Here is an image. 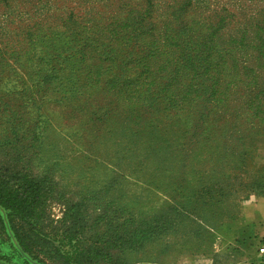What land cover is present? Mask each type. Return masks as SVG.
<instances>
[{
	"label": "rangeland",
	"instance_id": "1",
	"mask_svg": "<svg viewBox=\"0 0 264 264\" xmlns=\"http://www.w3.org/2000/svg\"><path fill=\"white\" fill-rule=\"evenodd\" d=\"M6 5L0 170L38 190L0 263L258 264L264 0Z\"/></svg>",
	"mask_w": 264,
	"mask_h": 264
},
{
	"label": "trees",
	"instance_id": "2",
	"mask_svg": "<svg viewBox=\"0 0 264 264\" xmlns=\"http://www.w3.org/2000/svg\"><path fill=\"white\" fill-rule=\"evenodd\" d=\"M7 1L9 0H0V5H5V7H7ZM47 41L48 40L45 42ZM16 45L12 48V54L6 59H0V64L9 68H13L12 66L14 65L19 67L20 63L17 61V57L20 53V49ZM7 53H9V51H7ZM44 55L49 57L50 54L45 52ZM30 64L34 66L33 62ZM59 70H61V68H59ZM9 76V78L13 77L16 79L15 73H12ZM17 181L18 180H14L12 176L3 173V171L0 170V226L3 229L8 226L16 245L20 247L24 254L32 255V252H29L22 236L18 234L17 228L13 224V220L18 219L19 221L25 222L34 218L36 200L30 199L28 196L30 193L37 191L38 189L34 188L35 185L31 181L25 180L26 182H23L22 184H17ZM52 249L56 250L54 247H52Z\"/></svg>",
	"mask_w": 264,
	"mask_h": 264
},
{
	"label": "crops",
	"instance_id": "3",
	"mask_svg": "<svg viewBox=\"0 0 264 264\" xmlns=\"http://www.w3.org/2000/svg\"><path fill=\"white\" fill-rule=\"evenodd\" d=\"M240 223L250 226L255 225L258 229V233L261 236L264 235V198H260L256 203L250 204L244 208Z\"/></svg>",
	"mask_w": 264,
	"mask_h": 264
},
{
	"label": "built area",
	"instance_id": "4",
	"mask_svg": "<svg viewBox=\"0 0 264 264\" xmlns=\"http://www.w3.org/2000/svg\"><path fill=\"white\" fill-rule=\"evenodd\" d=\"M259 255L260 257L258 264H264V238L260 241Z\"/></svg>",
	"mask_w": 264,
	"mask_h": 264
}]
</instances>
